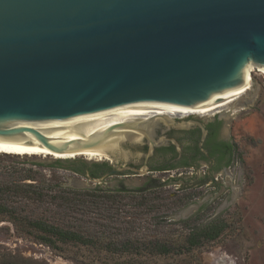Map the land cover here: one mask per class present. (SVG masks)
Segmentation results:
<instances>
[{
    "label": "water",
    "instance_id": "water-1",
    "mask_svg": "<svg viewBox=\"0 0 264 264\" xmlns=\"http://www.w3.org/2000/svg\"><path fill=\"white\" fill-rule=\"evenodd\" d=\"M250 68L264 0H0V154L144 176L157 148L180 151L159 130L203 141L196 121L218 115L230 137Z\"/></svg>",
    "mask_w": 264,
    "mask_h": 264
},
{
    "label": "rangeland",
    "instance_id": "rangeland-1",
    "mask_svg": "<svg viewBox=\"0 0 264 264\" xmlns=\"http://www.w3.org/2000/svg\"><path fill=\"white\" fill-rule=\"evenodd\" d=\"M251 85L241 106L244 110L230 120L235 162L226 173L215 176L217 180L202 181L206 168L201 167L95 181L66 169L30 163L28 158H1L0 172L12 174V180L33 176L50 184L45 202L12 197L22 216L66 225L83 223L94 244L59 242L50 247L30 226L17 230L8 220L0 221V264L20 259L33 264H264V74L253 71ZM58 185L77 191L106 190L108 201L62 219L52 214L55 201L51 198L57 195ZM152 186L159 187L137 192ZM215 218L227 223L223 234L201 248L185 250L182 244L189 228ZM191 219L187 226L182 223ZM155 241L172 242L174 250L159 255L153 249ZM128 242L135 247H126Z\"/></svg>",
    "mask_w": 264,
    "mask_h": 264
},
{
    "label": "trees",
    "instance_id": "trees-1",
    "mask_svg": "<svg viewBox=\"0 0 264 264\" xmlns=\"http://www.w3.org/2000/svg\"><path fill=\"white\" fill-rule=\"evenodd\" d=\"M236 153V149L234 150ZM9 155L0 154L1 158H9ZM10 159V158H9ZM88 164L84 162L75 161H60L52 163L51 167L69 169L80 175H86V171H90L87 167ZM102 173L98 171H90L88 173L91 178L98 179L102 174H105L110 170V165L104 163L98 167ZM26 180L34 181L36 183H27ZM38 180V181H37ZM50 187L47 185L46 181L42 178L41 180L33 176H28L27 178H22L17 181L12 180V174L0 172V221L8 220L13 224L17 230L19 226L27 225L33 228V231L40 234V240L48 246H55L57 243L61 242L64 244L74 243L82 244L85 246H92L94 244L93 236L90 231H86L84 224L70 223L58 224L49 219H43L41 217H28L21 215L18 211V207H15L12 201V197H21L27 200L30 199L34 203L45 202L48 194L45 190ZM159 186H152L150 189L143 190L138 189L137 192L143 193L151 188ZM58 193L51 199L55 201V216L66 218L68 216L75 215L77 212L87 211L90 212L96 207H102L108 201L106 190L94 189V190H83L77 191L71 188L62 187L58 185ZM97 192H102V196H96ZM199 217V216H197ZM195 220H199V218ZM62 218V219H63ZM194 221V219L182 221L186 226ZM228 225L222 218H215L206 224H201L199 226H193L189 228V233L184 239L182 246L185 250L192 251L197 248H201L207 243H212L216 241L223 232L227 229ZM125 246L135 247L132 243H125ZM174 244L168 241H155L153 242V249L155 253L159 255H168L174 249ZM15 264H33L31 261L26 259H20V261Z\"/></svg>",
    "mask_w": 264,
    "mask_h": 264
},
{
    "label": "flooded vegetation",
    "instance_id": "flooded-vegetation-1",
    "mask_svg": "<svg viewBox=\"0 0 264 264\" xmlns=\"http://www.w3.org/2000/svg\"><path fill=\"white\" fill-rule=\"evenodd\" d=\"M176 122H181L182 119H174ZM186 119L185 121H190ZM196 122H202L207 129V135L202 141L203 132L200 126L194 125L186 130H175L173 128H165V131H158L159 135L170 139H175L180 147H177L169 141L168 144L163 145L155 150L154 156L149 159V166L153 171L165 173L174 169L192 168L200 169L206 168L202 181L217 180L215 175L222 172L226 173L235 162V144L224 133L223 118L216 115L208 119H200ZM147 144L141 147L143 155L147 153ZM129 165H138L135 162L128 163ZM103 165V164H102ZM100 164L87 165L90 171H98L102 173L98 167ZM116 166L110 165V172ZM86 171V173H90ZM106 172V173H108ZM105 173V174H106ZM105 174H102L104 176ZM125 176V175H121ZM100 177V178H101Z\"/></svg>",
    "mask_w": 264,
    "mask_h": 264
},
{
    "label": "bare ground",
    "instance_id": "bare-ground-1",
    "mask_svg": "<svg viewBox=\"0 0 264 264\" xmlns=\"http://www.w3.org/2000/svg\"><path fill=\"white\" fill-rule=\"evenodd\" d=\"M255 70H258L259 72L263 73L261 70L259 69H254V68H250L245 74H244V91H245V94H247V92L249 90L252 89V85H251V74L253 71ZM242 110H244L243 108H240Z\"/></svg>",
    "mask_w": 264,
    "mask_h": 264
}]
</instances>
